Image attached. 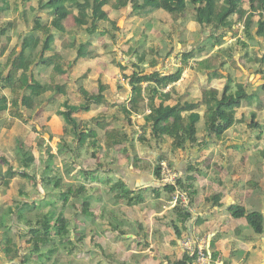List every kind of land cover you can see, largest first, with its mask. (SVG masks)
I'll return each mask as SVG.
<instances>
[{"label": "crops", "instance_id": "crops-1", "mask_svg": "<svg viewBox=\"0 0 264 264\" xmlns=\"http://www.w3.org/2000/svg\"><path fill=\"white\" fill-rule=\"evenodd\" d=\"M109 6L103 11L117 31L110 22L100 21L94 23L93 31L88 34L86 30L91 27V22L78 28L73 20L78 12L73 11L67 18L72 25L66 26L62 22L66 34L55 32L54 41L44 55L43 59L53 58L54 63L46 66L35 62L28 73L20 72L21 83L32 85L35 81L49 87L45 93L32 98L29 106L21 105L23 93L13 95L8 88L0 90V96L6 98L7 108L0 112V240L2 227L17 222L16 212L7 216L1 208L14 210L21 202L40 207L43 200L55 201L53 195L46 198L41 183V177L51 178L56 165L55 162L52 168H46L45 152L50 149L56 155L63 140L76 145L73 136L66 133L65 121L59 115L63 111L61 106L64 102L80 106L83 92L95 97L103 85L104 101L91 104L89 111L75 114L78 121L96 133V146L89 144L94 141L92 139L75 155L65 152V195L69 187L85 188L78 199L69 196L65 202V219L71 225L70 235L65 240V264H179L186 258L182 248L186 238H205L212 261L264 264V232L255 234L246 219L234 218L230 213L232 206H240L247 213L260 212L264 218V158L261 155L264 149H254L256 144L259 146L257 140L260 141L262 130L250 126L257 124L264 130V118L263 121L253 118L255 111L235 118L236 123L218 140L213 134L205 133V109L199 107L196 110L201 115L197 143H187L183 149L172 150L169 142L153 140L150 128L143 134L144 118L150 113L146 98L128 119L123 113V107H130L129 77L136 71L133 64L138 63L137 59L147 74L174 72L180 66L181 55L205 45L215 34V26H201L195 22L190 8L183 22L174 23L170 15L158 8L147 10L141 17L133 15L130 0H110ZM243 10L250 12L247 3ZM49 12L39 11L37 0L28 3L0 0L1 27L10 26L12 18H17L25 27L27 22L30 24L29 31L10 29L17 34L11 37L8 29L1 37V63H5L12 53L21 51L22 38L33 30L36 18L48 25L52 22ZM9 13L12 16L6 15ZM258 15V12L254 13L253 27ZM236 20L242 23L237 24ZM244 20L234 15L230 19L231 30H225L224 44L212 49L207 47L205 52L190 60L181 79L173 85L171 97L163 98L170 93L171 86H168L155 97V105L173 106L178 100L195 104L201 101L203 90L214 89L222 93L230 80L232 93L236 85L245 87L249 94L256 93V97L243 101L246 107H264L261 74L264 69L239 52L233 60L228 57L217 59L214 64L219 67L212 70L201 72L196 69L198 61L211 57L216 51L232 47L241 39L247 41L243 39ZM255 30L254 27L252 32ZM222 31H218L219 34ZM38 35L42 36L41 33ZM246 43L252 59L264 56V37L258 38L255 34ZM80 46H83V57L74 64ZM141 55H144L143 60L139 58ZM152 61L158 63L155 69L149 67ZM256 76H259L261 86L257 89ZM54 87L58 91H54ZM14 100L18 101V108H12ZM242 110L244 108L240 114ZM13 113L23 118H16ZM234 128L237 133L233 132ZM111 131L126 136L127 141L112 146L105 139L106 132ZM245 140L248 147L242 145ZM18 141L35 158L30 173L36 174L37 180L31 182L15 177L5 189L1 175L7 166L1 159L21 171L16 153ZM93 153L95 158L91 156ZM161 160H166L179 173L185 186L183 190L189 196L188 210L170 203L171 194L165 191L156 174ZM57 161L62 163L59 157ZM58 172L63 175V167ZM83 200H88L87 210L83 209ZM30 211L29 207L25 209L26 213ZM52 211L51 208L49 212ZM183 212L189 214L188 219L179 216ZM37 213L38 209L34 211ZM21 228L16 229L19 234ZM23 252L24 248L20 250ZM56 255L52 264L58 263L54 261L58 260ZM2 256L0 249V264H8Z\"/></svg>", "mask_w": 264, "mask_h": 264}, {"label": "trees", "instance_id": "trees-1", "mask_svg": "<svg viewBox=\"0 0 264 264\" xmlns=\"http://www.w3.org/2000/svg\"><path fill=\"white\" fill-rule=\"evenodd\" d=\"M6 3L7 0H1ZM30 0H21L22 3H28ZM38 9L50 10L48 13L49 17H52V22L48 25L43 23L38 17L34 21L33 30L22 38L21 51L12 53L5 63L0 62V90L10 89L13 95H17L18 92L23 93L22 107L29 106L28 103L32 101V98L39 96L49 90L48 86H45L39 82H33L32 85L21 83L18 79L19 74L28 73L31 66L35 62H39L46 66H50L54 63L53 58L43 59L46 52L49 51L51 44L55 38V32L59 35L66 34V31L62 25L73 11H77V15L73 17L74 24L78 28L88 26L89 21L91 27L86 30L89 34L93 31V25L96 22H110L108 16L104 13L103 8L109 6L110 0H37ZM132 2L133 15L141 17L142 14L147 13V10L160 9L162 12L170 15L174 23L178 20L184 21L188 9L190 8L193 12V19L195 22L201 24V26L213 25L216 28V32L213 36L208 38L205 45L201 46L196 51H190L182 54L180 57V66L174 72L168 74H161L157 71L149 74L145 73L138 63H134L135 72L129 77V86L131 88V98L129 105L126 109L123 107V113L127 119L132 112H137V108L147 99V104L150 109V113L144 118L143 134H145L148 128L151 129V138L157 142H169L172 150L183 149L187 143H197V125L201 120L196 110L199 107L205 109L203 116L205 121V133L213 134L216 139H221L225 133L236 123L235 115L237 109L240 107L243 101H249L253 97H256V93H248L242 85H236L234 93L230 90L232 81L228 80L225 89L222 93H219L214 89H205L202 92V99L200 102L195 104L181 103L180 100L173 106H164L163 103L155 105L154 99L160 95V92L171 86L170 93L163 96L164 99L171 97L174 93L173 85L177 83L186 68L189 67V61L194 59L196 55L205 52L207 47L215 48L220 47L224 44V37L227 36L225 30H231L232 22L230 17L238 15L240 20L244 19V31L243 39L250 40L256 34L258 38L264 37V0H141L140 2L130 0ZM119 2V0H115ZM244 3L249 5V13L243 10ZM259 13L258 21L255 24V32L253 33V18L254 13ZM141 15V16H140ZM111 23V22H110ZM112 28L117 31L115 24L111 23ZM9 26V25H8ZM8 27L0 26V41L1 37L6 35ZM223 30L220 34L218 31ZM41 33L42 36L38 34ZM38 35V36H37ZM247 41L239 40L232 45V47L221 49L216 51L211 57L198 61L196 69L205 72L219 67L214 64L217 59L222 57H228L234 59L238 52L248 61L253 62L257 65H264L263 57H252L249 55V46ZM83 46H80L77 50V56L74 59V64L77 60L83 57ZM157 55L155 51L152 52ZM141 55L139 58L143 60ZM157 62L152 61L151 68H156ZM64 74L63 71H60ZM263 73V72H262ZM21 76V75H20ZM143 87V85H145ZM264 91V85H263ZM51 89V87H50ZM54 91H58L57 87L53 88ZM230 90V91H229ZM104 86L100 85L98 95L95 97L89 96L83 92V104L80 106H70L68 102L62 104L63 111L59 115L63 118L66 124V133L73 136L76 145L73 146L68 144L66 141H62L58 146L57 154L54 155L50 150L45 152L47 156L46 168L50 169L58 160V157L65 159V152L73 153L81 151L87 141L93 142L89 144L96 146L97 135L94 131L89 129L87 125L78 121L75 114L79 111H89L91 104H100L104 101ZM162 96V95H161ZM18 101L14 100L12 108H18ZM6 98L0 96V112L5 111ZM16 118H21L22 115L13 113ZM255 113L253 118H255ZM23 118V117H22ZM254 125V126H253ZM251 128L260 127L257 124H250ZM253 126V127H252ZM260 138L259 136H257ZM105 139L107 142H111L112 146L122 144L127 141L126 136H121L116 131L106 132ZM42 146V145H41ZM25 145L21 142H17L16 153L21 171L15 170L13 166L2 158V162L7 166L6 172L1 175L3 181V187L7 189L11 180L15 177H21L31 182L36 181V176L30 173L31 167L35 163L34 156L25 150ZM42 148V147H40ZM261 155L264 158V150L261 151ZM95 158V154L91 155ZM65 173V167L63 175ZM51 178L41 177V183L47 197L55 199L52 203L43 200V205L35 207L28 205L25 202H21L18 206L13 209L1 208L7 216L17 213L16 224L3 226L0 240V249L3 255V261L5 260L8 264H52L53 257L59 252V248L65 244V240L70 235L71 225L65 216L57 215L56 211L49 212L50 209L56 208L55 202L61 201L62 205L69 196L78 199L79 196L85 191L84 187L79 188H67L65 195V185L62 181V176ZM156 174L160 178V167L159 164L156 168ZM178 188L182 191L185 186L182 184L181 179L178 180ZM49 187L51 190L48 191L46 188ZM121 187V185L119 184ZM164 189L168 194L174 192V188L168 185H164ZM186 191V190H185ZM52 193V194H50ZM187 193V192H186ZM83 206L87 210L88 200H83ZM31 208L29 213L25 212L26 208ZM49 208V209H48ZM38 209L39 213L34 214V211ZM47 209V210H46ZM177 212H179V209ZM230 213L234 218H244L248 222L251 229L255 234L261 235L264 232V218L260 212L247 213L243 207L232 206ZM91 217L90 215H87ZM183 219H188L189 214L183 212ZM22 226L20 234L17 232V228ZM16 237L18 239L16 240ZM25 249V252L20 253V250ZM183 260L191 264V259L185 256ZM1 260V259H0ZM179 264H184V263Z\"/></svg>", "mask_w": 264, "mask_h": 264}, {"label": "built area", "instance_id": "built-area-1", "mask_svg": "<svg viewBox=\"0 0 264 264\" xmlns=\"http://www.w3.org/2000/svg\"><path fill=\"white\" fill-rule=\"evenodd\" d=\"M160 167V182L163 185H168L174 188L171 194V204L180 206L183 209H189V196L185 191L178 188V180L180 179L171 165L164 160L159 162ZM182 248L185 255L191 259V264H222L221 261H212L208 248L207 240L205 238L197 240L193 238H186L182 241Z\"/></svg>", "mask_w": 264, "mask_h": 264}, {"label": "rangeland", "instance_id": "rangeland-1", "mask_svg": "<svg viewBox=\"0 0 264 264\" xmlns=\"http://www.w3.org/2000/svg\"><path fill=\"white\" fill-rule=\"evenodd\" d=\"M114 1V0H113ZM135 1V0H134ZM136 1H138V2H140L141 0H136ZM131 2V1H130ZM132 3V2H131ZM107 7H110V6H107ZM8 17L9 16H12V15H10V13L9 14H6ZM15 15V14H14ZM234 16V15H233ZM233 16H231L230 17V19L233 17ZM236 16V15H235ZM14 17V16H13ZM8 21H9V19H7ZM67 20V19H66ZM64 21L63 22V24L65 23V25L66 26H70V25H72V21L70 20H67V21ZM237 21V24L238 23H242L241 21H238V20H236ZM10 22H11V24H10V26H8V24L7 25H5L6 27H8L7 29H9V32H8V35H10L11 37H13V36H17V34H15V32H13V31H10V29L11 30H16V31H19L18 29L20 28V29H22V30H24V32L25 31H29V29H30V24H29V22H27V24H26V27L24 26V25H22V23H20V22H18L17 21V18L15 19H11L10 20ZM11 32H13L12 34H11ZM19 32H21V31H19ZM241 38V37H240ZM241 62H243V60H240ZM262 68L264 69V65H262ZM262 74V77L264 78V72L263 73H261ZM259 76H256V78H255V83L257 84L256 85V89L258 88V87H261L259 84H260V82H259V78H258ZM252 82H253V80H252ZM242 108H244V110H242V112H241V114H240V111H241V109H239L238 110V113L235 115V118H240L242 115H244V116H247V114L248 113H250L251 111H255V115H256V117L255 118H259V120H261V121H263L262 119L264 118V107L263 106H259V108H252L251 109V106H247L246 107V105H244L245 104V102H242ZM245 118V117H244ZM248 121H250V116L248 117ZM249 129V127L248 128H246L245 130L247 131ZM262 130V134H260L261 135V138H260V141L259 140H257L258 142H259V146L256 144L255 145V148H254V146H253V148L254 149H259V150H262V149H264V130H263V128L261 129ZM233 132L234 133H237V130H236V128H234L233 129ZM243 135V134H242ZM245 135V137H246V139L248 138L247 137V135L246 134H244ZM243 143V142H242ZM247 141L245 140V142L242 144V145H244V146H246V147H248L247 146ZM248 149V148H247ZM50 150V149H49ZM252 150V149H251ZM51 151V150H50ZM248 152V151H247ZM259 159H261L262 157H258ZM61 159V158H60ZM253 159V158H252ZM263 159V158H262ZM62 160V163L60 162V161H56V165L54 166V168H53V173H55L54 175H55V177H60L62 174H60L58 171H60V169L63 167V170H64V167H65V159H61ZM254 160V159H253ZM252 160V161H253ZM164 161H166V160H164ZM51 174V173H50ZM34 176H36V174H34ZM62 181H63V183H64V185H65V173H64V175L62 176ZM37 180V179H36ZM54 211H56V214L57 213H61V214H63L64 216H65V205L63 206L62 205V202L59 200V203L57 204V206H56V208H54L53 209ZM3 257V256H2ZM56 258L58 259V260H54V261H57L58 263L57 264H65V244H63L62 246H61V248H59V253L56 255Z\"/></svg>", "mask_w": 264, "mask_h": 264}]
</instances>
